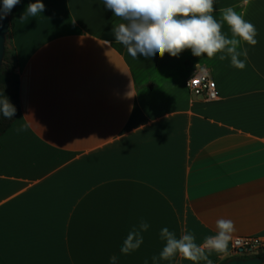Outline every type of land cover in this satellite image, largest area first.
Segmentation results:
<instances>
[{
  "label": "crops",
  "instance_id": "crops-1",
  "mask_svg": "<svg viewBox=\"0 0 264 264\" xmlns=\"http://www.w3.org/2000/svg\"><path fill=\"white\" fill-rule=\"evenodd\" d=\"M35 2L10 35L21 113L0 137V264H152L163 228L199 244L219 218L264 243V0H214L217 19L231 6L257 29L243 70L191 50L133 59L103 0H41L21 21ZM201 71L217 100L189 92ZM141 220L143 244L121 254ZM232 257L230 242L209 259Z\"/></svg>",
  "mask_w": 264,
  "mask_h": 264
},
{
  "label": "clouds",
  "instance_id": "clouds-1",
  "mask_svg": "<svg viewBox=\"0 0 264 264\" xmlns=\"http://www.w3.org/2000/svg\"><path fill=\"white\" fill-rule=\"evenodd\" d=\"M244 2L249 3L250 0ZM19 3L20 0H3L0 20ZM103 4L121 21L113 25L112 34L133 59L157 55L163 58L165 54L178 58L185 50H191L195 57L206 54L208 58H213L220 54V61L230 57L231 65L243 70L248 51L247 48L238 50L241 42L253 47L258 43L255 25L245 20L233 7L220 9L221 16L217 19L213 15L214 0H103ZM44 10V3L36 0L27 5L20 20L35 17ZM224 24L228 26L232 38L222 32ZM242 56L244 59L240 58ZM15 112V106L0 90V113L3 118L11 120ZM149 227L147 222L141 220L139 228L128 233L120 253L129 255L137 251L143 244L141 233ZM215 228V234L206 236L199 244L191 232L177 238L174 232L163 228L160 238L166 243L159 256H152V264H158L160 260L171 261L178 256L191 264H200L201 261L213 264L209 256L213 252L227 255L236 231L234 221L226 218L217 219ZM109 260L110 264H117L118 257L113 255ZM145 264L148 262L145 261Z\"/></svg>",
  "mask_w": 264,
  "mask_h": 264
},
{
  "label": "trees",
  "instance_id": "trees-1",
  "mask_svg": "<svg viewBox=\"0 0 264 264\" xmlns=\"http://www.w3.org/2000/svg\"><path fill=\"white\" fill-rule=\"evenodd\" d=\"M3 0H0V7H2ZM18 4L13 7V9L6 16L10 20V32L14 27V17L16 15ZM17 69V58L13 49H9L6 46L4 62L2 65L0 73V90L3 91V94L9 99L10 103L13 104L16 108L14 117L9 120L3 118L2 113H0V137L3 136L16 122L20 116V77L16 72ZM264 255V251L255 255V257H261ZM233 259H249L246 257L243 258H232ZM228 261L223 262L226 264Z\"/></svg>",
  "mask_w": 264,
  "mask_h": 264
},
{
  "label": "built area",
  "instance_id": "built-area-1",
  "mask_svg": "<svg viewBox=\"0 0 264 264\" xmlns=\"http://www.w3.org/2000/svg\"><path fill=\"white\" fill-rule=\"evenodd\" d=\"M187 88L192 95L204 97L207 101L218 99L217 86L208 73L197 72L187 81ZM233 256H246L250 253H260L264 251V243L252 237L235 238L231 241Z\"/></svg>",
  "mask_w": 264,
  "mask_h": 264
},
{
  "label": "water",
  "instance_id": "water-1",
  "mask_svg": "<svg viewBox=\"0 0 264 264\" xmlns=\"http://www.w3.org/2000/svg\"><path fill=\"white\" fill-rule=\"evenodd\" d=\"M10 32V20L5 16L0 20V73L4 62L7 36ZM226 264H264V255L261 257H253L249 259H233Z\"/></svg>",
  "mask_w": 264,
  "mask_h": 264
},
{
  "label": "rangeland",
  "instance_id": "rangeland-1",
  "mask_svg": "<svg viewBox=\"0 0 264 264\" xmlns=\"http://www.w3.org/2000/svg\"><path fill=\"white\" fill-rule=\"evenodd\" d=\"M6 46L9 48V49H12L11 47V36L10 34H8L7 36V42H6ZM263 252V251H261ZM256 253H250V254H246V256H237L238 258H243V257H246V258H253L255 257ZM234 258V257H232Z\"/></svg>",
  "mask_w": 264,
  "mask_h": 264
}]
</instances>
